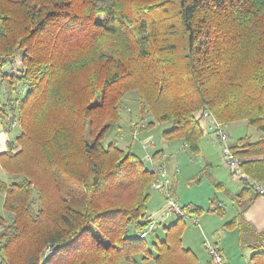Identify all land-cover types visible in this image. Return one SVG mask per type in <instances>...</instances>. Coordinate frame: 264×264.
Returning <instances> with one entry per match:
<instances>
[{"label":"trees","instance_id":"1","mask_svg":"<svg viewBox=\"0 0 264 264\" xmlns=\"http://www.w3.org/2000/svg\"><path fill=\"white\" fill-rule=\"evenodd\" d=\"M4 82L25 94L0 99L1 124L19 128L0 152L15 177H0V264H202L183 237L204 208L183 205L164 235L142 237L156 168L105 139L131 92L148 129L171 122L164 139L196 155L206 112L264 132V0H0ZM230 147L248 179L226 225L264 264V230L244 216L262 196L264 136ZM208 210L226 214L217 199Z\"/></svg>","mask_w":264,"mask_h":264},{"label":"rangeland","instance_id":"2","mask_svg":"<svg viewBox=\"0 0 264 264\" xmlns=\"http://www.w3.org/2000/svg\"><path fill=\"white\" fill-rule=\"evenodd\" d=\"M20 56L18 54L17 61L20 60ZM18 94H25L24 84L17 85L16 89H10L8 82L0 83V99L3 101L10 97L16 98ZM130 94L131 97L124 102L121 120L114 123L106 136L105 143L117 141L124 149H131L146 159L147 168L153 169L165 164L172 182L174 199L181 206L194 203L204 208L205 211L201 216L186 218L187 226L183 238V245L193 249L202 264H209L210 258L205 246L207 241L214 245L217 243V246L223 248L226 258L228 255L231 259L235 257L242 264H250L249 256L252 250L246 245L241 246L238 242L237 230L226 225L235 215L231 199L217 185L218 182H224L227 188L237 192L243 183L236 180L232 171L226 166L222 144L211 139L213 134L207 120L203 122L206 130V135L201 142L203 151L196 155L185 147L181 140L164 139L163 131L172 127L171 122L157 123L155 127L148 129L149 117H143L139 113V100L137 95L134 96L137 93ZM223 128L228 135L229 144L244 136H249L252 140H258L264 136L261 129L249 125L246 121L233 122ZM18 133V127L8 131L0 122V152L7 149L9 142L14 141ZM156 152L158 154L154 155ZM160 153H162L161 156ZM148 156H152L151 159H148ZM0 177L8 183L15 179L1 164ZM216 199L224 203L226 214L221 215L208 210L212 201ZM166 203V194L152 188L148 214L157 229L151 230L150 241L156 239V234L164 235V226L176 219V216H170L167 219L163 216ZM0 217L9 218V212L4 207L3 191H0ZM193 219H197L198 223H195Z\"/></svg>","mask_w":264,"mask_h":264},{"label":"built area","instance_id":"3","mask_svg":"<svg viewBox=\"0 0 264 264\" xmlns=\"http://www.w3.org/2000/svg\"><path fill=\"white\" fill-rule=\"evenodd\" d=\"M205 116L208 117L210 128L213 130L217 140L222 142L223 155L225 164L229 167L236 179H248V175L242 170L240 166V159L232 151L230 144H228V136L226 131L223 128L215 117L210 115L208 112L205 113ZM161 156V153L159 154ZM152 156H148V159H151ZM156 178L152 183L153 189L160 190L166 194L167 203L163 211V216L168 218L170 216H186L182 206L177 202L176 199L172 196V187L171 180L167 172L166 165L163 164L156 168ZM254 191L260 193L264 196V182L259 180H252L251 182ZM191 217V216H189ZM193 217V216H192ZM195 223H198L197 219H193ZM155 227L154 224L149 225L148 229L141 233V236L144 237L148 234L150 230ZM208 253L210 254L214 264H228L224 258L223 251L218 248L216 245L205 242Z\"/></svg>","mask_w":264,"mask_h":264},{"label":"crops","instance_id":"4","mask_svg":"<svg viewBox=\"0 0 264 264\" xmlns=\"http://www.w3.org/2000/svg\"><path fill=\"white\" fill-rule=\"evenodd\" d=\"M137 120V119H136ZM207 120V118H206ZM204 119V121H206ZM207 123L209 125V121L207 120ZM212 130V129H211ZM211 130H210V133H211ZM212 134H213V137L211 138L212 140H214V142H216V136L212 130ZM153 145V144H151ZM183 145L185 147H187V145L183 142ZM162 154V153H161ZM230 169V168H229ZM231 170V169H230ZM235 178V177H234ZM236 179V178H235ZM236 180H239V179H236ZM217 185L220 186V188H222V190L225 192V194L231 199V206L232 208L235 210V215L234 217L238 214V211H239V208L237 207V205L234 203L233 201V198H232V194H235L237 192H239L242 187L237 191V192H234L232 191L231 189L227 188L225 183L224 182H218ZM171 187H172V182H171ZM172 190H173V187H172ZM218 200V199H217ZM220 201V200H218ZM221 203H223L222 201H220ZM224 204V203H223ZM201 206V205H200ZM244 216L245 218L247 219V221L252 224V226L257 230V231H262L264 230V196H258L254 202V204L245 211L244 213ZM167 219V218H166ZM237 230V229H236ZM238 233V231H237ZM184 238V237H183ZM238 238H239V233H238ZM238 242H239V239H238ZM240 244V243H239ZM215 245L217 246V243H215ZM218 248H220L221 250H223V248L219 247V245L217 246ZM207 249V248H206ZM208 252V251H207ZM223 254H224V258L226 260V262L228 264H242L240 263V261H238L235 257H232V259L227 255V258H226V254L223 250ZM209 255V260H208V263L209 264H214L213 261H212V258L210 256V254L208 253ZM228 259V260H227ZM249 262H250V256H249ZM251 264V263H250Z\"/></svg>","mask_w":264,"mask_h":264}]
</instances>
